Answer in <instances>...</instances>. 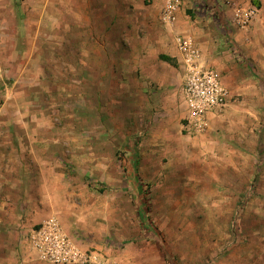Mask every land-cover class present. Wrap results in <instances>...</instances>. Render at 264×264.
Instances as JSON below:
<instances>
[{
	"label": "rangeland",
	"instance_id": "obj_1",
	"mask_svg": "<svg viewBox=\"0 0 264 264\" xmlns=\"http://www.w3.org/2000/svg\"><path fill=\"white\" fill-rule=\"evenodd\" d=\"M163 1L136 0L130 4V10L136 14L119 20L120 25L124 23L123 31L134 28L135 39L144 38L148 32L143 16L158 14ZM239 1L254 4L258 10L244 29L231 22L230 11L222 4L232 26L241 32L236 40L240 47L255 39V56L247 58L242 53L243 57H234L240 62H236V67L243 74L264 80V0ZM188 4L187 23L210 27L211 20L204 22L196 11L202 1L189 0ZM182 5L181 1L177 13ZM119 12L124 13V9L119 8ZM176 22L177 14L173 24ZM256 23L259 31L254 36L251 32ZM185 33L197 45L192 32ZM128 39L135 42L132 36ZM121 47L118 53L114 52L119 56V64L111 66L104 60L105 65L100 68L104 82L98 86L97 95L92 81L79 82L83 64L78 52H67L65 59L45 61L42 71L48 80L41 83L45 88L41 91L42 102L49 107L55 139L61 143L56 159L64 158L65 170L70 174L64 173V184L81 190L87 187L97 205L79 221L85 241H95L98 246L99 234L103 239L110 237L106 247L112 246L119 253L120 264H264V93L259 96L258 116L240 117L239 123L227 124L240 131L239 135L233 131L229 142L237 135L242 144L248 143L247 169L240 172L223 162L216 163L215 173H208L203 157L208 156L211 148L205 153L199 151L191 138L179 132L180 128L174 130L170 114L163 108L156 113L155 108L150 114L145 106V92L134 93L128 88L129 77L138 78L149 72L150 66L146 70L139 66L140 58L150 65L158 60L159 52ZM244 58L251 65H244ZM51 63L57 72H65L72 80L53 83ZM160 64L164 73L171 69ZM210 67L221 76L217 68ZM59 87L65 88L63 94ZM230 99L233 98L229 95ZM176 101L180 124L178 96ZM158 118L164 121L161 128L154 123ZM244 128L248 131L245 136ZM169 133L177 139L167 140ZM231 142L236 149L233 153L243 156L245 148H240L235 140ZM257 155L259 160H255ZM258 164L259 172L255 173ZM100 184L104 191L97 190ZM79 246L87 252L99 251L93 246Z\"/></svg>",
	"mask_w": 264,
	"mask_h": 264
},
{
	"label": "crops",
	"instance_id": "obj_2",
	"mask_svg": "<svg viewBox=\"0 0 264 264\" xmlns=\"http://www.w3.org/2000/svg\"><path fill=\"white\" fill-rule=\"evenodd\" d=\"M135 1L0 0V264H62L39 260L27 244L26 236L31 228L50 216L58 219L63 231L78 245L84 248L93 246L106 259L120 262L119 253L112 246L106 247V243L111 242L110 237L103 239L99 234L97 238L100 241L95 239L98 246L95 241H85L83 225L79 221L89 211H94L97 205L92 202L87 187L81 190L64 184V173L70 174L65 170L64 158H59L60 161L56 159L57 147L61 143L55 139L49 107L42 102L41 91L43 93L45 88L41 83L48 82L42 71L45 61L65 59L67 52L79 53V62L83 64L80 65L79 82H93L97 95L98 86L101 87L104 82L100 68L105 65L104 60L111 66L119 64V56L114 52L118 53L121 46L129 45L124 48L132 50L158 51V60L150 65L140 58L139 66L142 70L150 66L149 72L138 78L135 75L129 77V90L145 92V106L150 114L163 108L166 114H170L174 130L180 128L179 132L191 138L199 151L205 153L211 148L208 156L203 157L208 173H215L216 163L223 162L230 163L229 166L240 172L247 169L248 143L245 141L242 144L236 135L232 140L240 148H245L244 155L233 153L236 149L232 148L229 138L235 133L239 135L240 131L230 129L227 124L239 123L240 117L259 115V96L264 93V80H260L259 76L243 74L236 67L240 62L234 58L243 57L242 53L247 58L254 57L255 39L240 47L236 40L240 39L241 32L232 26L221 0H200L202 4L196 8L204 22L211 20L210 27L187 23L189 16L185 12L189 11V0H182L183 5L173 26L161 23L157 12L141 17L148 34L137 41L134 28L123 31L121 26L124 23H119V20L136 14L130 10V4ZM153 1L160 3V0ZM119 8H123L124 13H120ZM189 31L201 51L203 64L220 71V80L233 98L221 112H208V128L199 135H188L183 130L185 111L181 87L184 71L174 40L176 33L186 34ZM258 31L259 23H256L251 34L256 36ZM125 35L127 37H123ZM130 36L135 42H129ZM256 50L259 52V46ZM247 58L243 63L248 66L251 62ZM132 61L136 59L132 58ZM161 62L171 68L167 73L159 69ZM50 67L53 83L72 80L65 72H57L52 63ZM56 72L62 76L56 75ZM59 88L63 94L65 88ZM177 96L181 107L180 124ZM163 122V118L154 121L160 128ZM247 132L244 128L243 136ZM170 135L167 140L177 139ZM254 157L259 160L258 155ZM254 169L255 173L259 172V164ZM101 186L97 188L99 192L105 190ZM254 186V183L251 184L252 188Z\"/></svg>",
	"mask_w": 264,
	"mask_h": 264
},
{
	"label": "built area",
	"instance_id": "obj_3",
	"mask_svg": "<svg viewBox=\"0 0 264 264\" xmlns=\"http://www.w3.org/2000/svg\"><path fill=\"white\" fill-rule=\"evenodd\" d=\"M182 0H164L159 20L171 25L176 20ZM231 14V22L247 28L257 14V6L239 0H221ZM175 43L181 54L184 82L181 87L185 111L183 130L188 135H199L208 128V112H221L227 105L229 94L222 85L219 73L203 64L201 51L188 34L176 33ZM29 248L39 260L51 263L113 264L99 252L82 249L63 231L54 216L47 217L31 228L26 236Z\"/></svg>",
	"mask_w": 264,
	"mask_h": 264
},
{
	"label": "trees",
	"instance_id": "obj_4",
	"mask_svg": "<svg viewBox=\"0 0 264 264\" xmlns=\"http://www.w3.org/2000/svg\"><path fill=\"white\" fill-rule=\"evenodd\" d=\"M163 59H168L166 56H162Z\"/></svg>",
	"mask_w": 264,
	"mask_h": 264
}]
</instances>
